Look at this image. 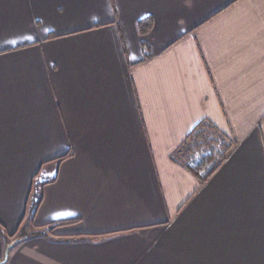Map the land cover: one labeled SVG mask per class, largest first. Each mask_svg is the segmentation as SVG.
Here are the masks:
<instances>
[{"label": "crops", "instance_id": "0c3cea01", "mask_svg": "<svg viewBox=\"0 0 264 264\" xmlns=\"http://www.w3.org/2000/svg\"><path fill=\"white\" fill-rule=\"evenodd\" d=\"M0 264H264V0H0Z\"/></svg>", "mask_w": 264, "mask_h": 264}, {"label": "trees", "instance_id": "16d2710c", "mask_svg": "<svg viewBox=\"0 0 264 264\" xmlns=\"http://www.w3.org/2000/svg\"><path fill=\"white\" fill-rule=\"evenodd\" d=\"M234 145V142L211 121L204 120L189 135L180 152L183 153L186 168L197 178L200 185H204L216 173L221 164L225 162ZM68 157H70V154L60 158V161ZM39 177L40 175L37 174L32 189L37 195L43 186L53 183L56 179L54 177L50 181L42 182L38 180ZM72 223L75 222H55L46 227L53 231L60 226Z\"/></svg>", "mask_w": 264, "mask_h": 264}, {"label": "water", "instance_id": "95a60500", "mask_svg": "<svg viewBox=\"0 0 264 264\" xmlns=\"http://www.w3.org/2000/svg\"><path fill=\"white\" fill-rule=\"evenodd\" d=\"M14 243L10 244L8 247H7V250H6V254H5V258H4V261L3 263H6L8 261V258H9V251L11 250V248L13 247Z\"/></svg>", "mask_w": 264, "mask_h": 264}]
</instances>
